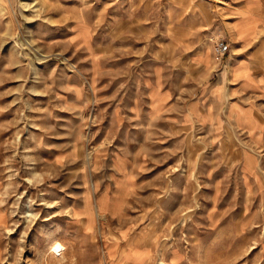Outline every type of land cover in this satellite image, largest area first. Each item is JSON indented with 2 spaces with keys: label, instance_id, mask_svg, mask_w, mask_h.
Segmentation results:
<instances>
[{
  "label": "rangeland",
  "instance_id": "374dc122",
  "mask_svg": "<svg viewBox=\"0 0 264 264\" xmlns=\"http://www.w3.org/2000/svg\"><path fill=\"white\" fill-rule=\"evenodd\" d=\"M256 15L0 0V264H264V63L260 85L231 72L233 27L264 50ZM242 105L258 133L227 116Z\"/></svg>",
  "mask_w": 264,
  "mask_h": 264
},
{
  "label": "crops",
  "instance_id": "0c3cea01",
  "mask_svg": "<svg viewBox=\"0 0 264 264\" xmlns=\"http://www.w3.org/2000/svg\"><path fill=\"white\" fill-rule=\"evenodd\" d=\"M246 1L247 0H244V2ZM239 16L240 17L238 21L242 20L246 15H239ZM256 18L259 20L261 19L264 20V16L256 15ZM258 26H259L258 29L259 30L258 35H259L260 30L264 28L263 22L260 21ZM231 30H232V33L230 34L231 40L232 42H234L235 45H237L232 55V57H237V59L233 61L234 64L231 70L233 76L238 78V81L242 86L243 84H246L248 80H253V79L254 82H256V84L260 85L262 74H260L259 71L258 72L254 71L253 73H249L248 70L249 69L253 70L254 68L253 64H257V66H261L264 63V58H263L264 50L263 49L260 50V48L257 47V48H253V50L249 53L250 50L248 51L249 48H247L248 43H246L247 39H245L243 36H239L236 30L234 29V27ZM230 86L231 85L228 84L227 85L217 84V89L214 90V93H216L217 98L221 96L222 90L226 92L227 88ZM260 88L261 87H257V89ZM230 91L231 90L227 91L229 97L232 95V93L230 95ZM244 107L246 106L242 105L240 107L236 106L230 108L228 110L227 116L233 118L235 124L238 126L240 130L245 132L253 131L258 133L263 129V127H262V123L258 119L257 112H254L251 115V112L246 110ZM216 115L218 116L219 113H216Z\"/></svg>",
  "mask_w": 264,
  "mask_h": 264
},
{
  "label": "built area",
  "instance_id": "2783aa9c",
  "mask_svg": "<svg viewBox=\"0 0 264 264\" xmlns=\"http://www.w3.org/2000/svg\"><path fill=\"white\" fill-rule=\"evenodd\" d=\"M229 52V45L224 40H219L215 44V54L218 59L223 60Z\"/></svg>",
  "mask_w": 264,
  "mask_h": 264
},
{
  "label": "bare ground",
  "instance_id": "6f19581e",
  "mask_svg": "<svg viewBox=\"0 0 264 264\" xmlns=\"http://www.w3.org/2000/svg\"><path fill=\"white\" fill-rule=\"evenodd\" d=\"M61 244H59L58 242H54L51 244V250L54 252V254L59 255L61 254Z\"/></svg>",
  "mask_w": 264,
  "mask_h": 264
}]
</instances>
